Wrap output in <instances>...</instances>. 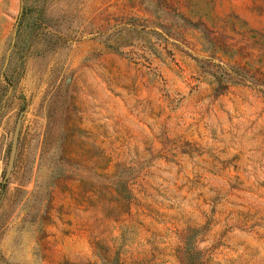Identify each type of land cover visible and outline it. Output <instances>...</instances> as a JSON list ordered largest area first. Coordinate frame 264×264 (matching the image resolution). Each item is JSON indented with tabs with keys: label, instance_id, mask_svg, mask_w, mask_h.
<instances>
[{
	"label": "rangeland",
	"instance_id": "1",
	"mask_svg": "<svg viewBox=\"0 0 264 264\" xmlns=\"http://www.w3.org/2000/svg\"><path fill=\"white\" fill-rule=\"evenodd\" d=\"M0 264H264V0H0Z\"/></svg>",
	"mask_w": 264,
	"mask_h": 264
},
{
	"label": "water",
	"instance_id": "2",
	"mask_svg": "<svg viewBox=\"0 0 264 264\" xmlns=\"http://www.w3.org/2000/svg\"><path fill=\"white\" fill-rule=\"evenodd\" d=\"M21 119H22V112H20L16 118L14 130L12 134V139H11V144H10L9 157H8L3 180L7 179V177L9 176L14 166V160H15L18 138H19V131H20V126H21Z\"/></svg>",
	"mask_w": 264,
	"mask_h": 264
}]
</instances>
